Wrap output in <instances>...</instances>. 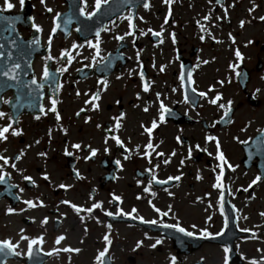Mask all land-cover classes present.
Returning <instances> with one entry per match:
<instances>
[{
    "label": "flooded vegetation",
    "instance_id": "flooded-vegetation-1",
    "mask_svg": "<svg viewBox=\"0 0 264 264\" xmlns=\"http://www.w3.org/2000/svg\"><path fill=\"white\" fill-rule=\"evenodd\" d=\"M10 2L14 8L0 11L29 14L42 31L19 27L28 41L27 58L16 62L15 86H0L5 90L0 111L6 114L0 128L12 123L8 139L0 140V155L9 160L0 161V175L8 173L0 183V241L18 243L21 253L0 255V262L25 264L28 241L20 237L26 235L44 237L42 245L33 246L44 264H97L105 250L104 264H171L173 256L176 264H224L226 255L228 264H264V0H172L170 5L164 0H107L102 5L108 8L90 19L80 9L96 11V0H25L23 7L19 0ZM4 7L0 0V9ZM57 14L60 28L51 36ZM89 42L99 44V55ZM64 51L73 57L70 64ZM45 65L48 81L42 79ZM61 67L67 71L60 72ZM33 79L43 88L32 85ZM97 93L100 99L87 103ZM217 94L222 96L218 103L232 102L227 117L225 109L209 103ZM53 98L60 120L49 110ZM161 102L170 109L163 123ZM153 121L158 127L149 136L145 128ZM14 130L21 135H12ZM208 136L219 140V151ZM149 142L154 150L147 149ZM92 150L96 155L89 159ZM221 151L232 165L224 166L222 176L216 158ZM258 176L261 180L253 184ZM217 177L220 188L215 187ZM28 200L38 206L30 208L24 203ZM63 201L85 209L101 203L102 209L76 213ZM152 205L169 214L161 218ZM133 208L138 217L158 223L117 215ZM109 211L114 215H106ZM165 223H179L196 235L187 237L162 227ZM204 229L212 237L203 238ZM61 235L66 239L57 245ZM157 239L163 243L153 249ZM64 247L81 251H56ZM226 247L231 249L227 254ZM47 253L52 254L44 257Z\"/></svg>",
    "mask_w": 264,
    "mask_h": 264
},
{
    "label": "snow or ice",
    "instance_id": "snow-or-ice-1",
    "mask_svg": "<svg viewBox=\"0 0 264 264\" xmlns=\"http://www.w3.org/2000/svg\"><path fill=\"white\" fill-rule=\"evenodd\" d=\"M19 2H20L21 7H23L24 4H25V0H19ZM41 2L44 3L45 0H41ZM105 2H107V0H96V4H95L96 11L91 12V13H86L84 11V9L81 8L80 9V14L81 15H84L87 18L90 19L92 16H95L96 15V12H98L100 10L102 3H105ZM164 2H165V4H169L170 5L172 3V0H164ZM144 7L147 8V7H149V5L148 4H145ZM12 8H14V5L10 2V0H5V7H4V9H0V10H11ZM252 10L254 11L255 9L253 8ZM47 11L49 13H51V12H53V9L52 8H47ZM169 15H171L170 12H169ZM60 16H61V14H57L54 17V25L55 26L52 29L51 36H54L55 33H56V31L60 28V24H59ZM205 19H210V17H205ZM260 19L262 21H264V17H260ZM70 22L71 21L69 20L68 23H70ZM167 22L168 21L165 20V23H167ZM244 23H245L244 21H241V25H240L241 28H243ZM33 26L36 28V31L37 32H41L42 31V28H40V26L35 25V24ZM77 31H80V29H77ZM129 34H131V33H129ZM99 35H100V33L99 32H96V36L99 37ZM154 35L160 36L161 33L157 32V33H154ZM51 36H50L49 41H48L49 46L52 43ZM172 38H173V41H175L174 34H173V37ZM117 39L123 40L124 37L123 36H119V37H117ZM201 39H203V37H201ZM234 42H235V40L233 38V43ZM33 43L39 44V40H35V41H33ZM89 44H90L91 47H93V48H95L97 50V55H99V44L98 43L92 44L91 42H89ZM73 47L75 48L76 46L74 45ZM62 56H66L68 58L67 62L69 64L72 62L73 57H72V55H71L70 52L64 51L62 53ZM235 56H236L237 60H239L241 62L244 59V57L241 54V52L239 51V49L236 50ZM47 59L51 60L52 57L49 56V57H47ZM205 63H207V62H205ZM235 67H238V65H233V68H235ZM19 68H20V65L17 63L12 68L3 71L2 72V75L5 76V77H8L11 80H16L17 77L15 75V72ZM59 71L60 72H65V71H67V68L61 67L59 69ZM160 71H164V68H161ZM49 75L50 74H49V71H48V67H47V65H45L42 79L44 81H48ZM240 75H241V73L237 72V76H240ZM141 76L143 77V73H141ZM180 79H181V81L184 80L183 74H181ZM220 83L223 84V81H221ZM31 84L32 85H36V87L38 89H42L43 88V84L42 83H37V81L35 79H33L31 81ZM101 84H105L106 85V81H101ZM143 90L145 92L149 91V85L147 84V82L144 84ZM192 91L195 92L196 89L193 88ZM77 95H79V92H77ZM199 95L200 96H206V93L200 92ZM99 99H100V96H99V93H97V94L93 95L91 97V99L89 101H87V103L91 104V103H93V101H98ZM184 99H185V102L188 101L187 89L185 90ZM221 100H222V96L220 94H217L215 96V98H213V99H211L209 101V103L212 104V105H218V107H220L222 109H225L224 116L227 117L228 114L232 111V108H231L232 102L229 101L228 104H227V106H226L224 103H218ZM5 103H9V101H5ZM57 103H58L57 99L53 98L51 100V107H50L49 110L51 112H53V113L56 114V119L57 120H60L61 117H60L59 112L57 111V107H56ZM93 107L96 108V109H98L99 108V104L96 103V104L93 105ZM40 111L41 112H44L45 110L41 107ZM144 111H148V109L145 108ZM169 112H170V109H168L163 104V102H161L160 103V113L161 114L159 116V121L161 123H163L165 121V114L166 113H169ZM77 115H79V113H77ZM5 116H6V114L3 111H0V118H4ZM36 118L39 119L40 117H36ZM217 123H219V121H217ZM120 127H121L120 120L117 119V121H116V128L119 129ZM157 127H158L157 122L156 121H153L151 127H146L145 128V132H147L149 134V136H151L153 130L156 129ZM10 128H12V123H9L8 126H6V127L0 128V140L6 141L8 139L6 133L9 132ZM12 135L19 136V135H21V133L19 131H15L14 130L12 132ZM113 139L116 141V143L118 145H121V146L123 145V142L120 140L119 137H113ZM177 139H179V138H177ZM237 139H239V138H237ZM207 140L208 141H213L214 140L215 143H216V148L219 151V149H220V142H219V140L216 137H214V136H208L207 137ZM240 142L241 143H247V141H240ZM37 143H39V141H37ZM74 147L77 148V149H79L81 147V145L76 144V145H74ZM146 147H147V149L154 150V146H153V144L151 142H149ZM66 154L67 155H72V153H70V152H68ZM146 154L150 155V153H146ZM41 155H46V153H41ZM95 155H96V150H92L91 151V156L89 157V159L91 157H94ZM158 155L163 156L164 154L163 153H158ZM172 155L174 156L175 155V152H173ZM209 155H211V153H209ZM216 158L220 161L219 168L221 170V176H222L223 175L224 166L227 165L229 168H232V165L231 164H228V161L226 160V158L224 156V153L222 151L219 152V155ZM0 161H3L4 164H8L9 163V160L7 158H5L3 155H0ZM164 162L165 163H168L169 161L166 160ZM117 163L119 164V161H117ZM181 163H183V161ZM11 167L15 168L16 165L15 164H12ZM157 167H159V165H157ZM0 168H2V165H0ZM232 170L234 171L235 169L233 168ZM6 175H8V173H4L3 175H0V183H3L4 182ZM77 176L79 177V173H77ZM25 179L26 180H31L32 178L31 177H25ZM44 179L47 180V179H49V177L48 176H45ZM169 179H173V178L170 177ZM174 179L178 181V180L181 179V177L180 176H176V177H174ZM219 180H220V177H217V181L218 182L215 185L216 188H220L221 187V184L219 183ZM260 180H261V177L258 176L256 178V180L253 181L252 183L255 184V183H257ZM156 183H158V184H166V183H168V181H166V180H156ZM60 187L61 188H65L66 186L62 184V185H60ZM145 191H149V189L146 188ZM244 191H248V189H244ZM169 195H171V193H169ZM114 198L116 200H120V197H118V196L117 197H114ZM222 200H223V196H221V201ZM24 203L27 204L30 208H35V207L38 206L36 203H34L31 200L24 201ZM63 203L70 204L69 201H63ZM39 206H43L42 202H41V204ZM70 206L74 209V211L76 213H81V212H85V211L91 213L94 209H102V204L101 203H94L90 208H87V209L82 208V207H79V206H77L75 204H70ZM152 207L154 208V210L157 213L160 214L161 218L162 217H165V216H167L169 214V212H167V211L162 212L159 208H156L155 205H152ZM221 207H223L222 204H221ZM8 211H9V213H11L13 211V209L9 208ZM169 211H171V206H169ZM135 213H137V210L135 208H133L130 213H125V212L121 211V212L117 213V215H120V216H130L132 219H137L138 218V219H140L144 223H149V224H154V225L158 223V221L155 220V219H153V220H144L143 217H138L137 215H135ZM106 215L113 216L114 214H113V212L109 211V212L106 213ZM260 215L264 216V213H260ZM210 219H211V217H209V220ZM245 219H247V217H245ZM47 223H48V219L45 218L42 221V224L46 225ZM107 227L108 228H111L112 225L109 224V225H107ZM162 227L167 228V229H174L176 232L183 233L187 237H194L196 235V233H194L192 231H188L185 228L181 227L179 223H175V224H167V223H165V224L162 225ZM192 227L195 228L196 226L193 225ZM86 231H87V229H86ZM242 231H247V229H242ZM222 234L223 233H218L217 235H222ZM200 235L203 238L212 237V233L208 232L206 229L201 230ZM20 239L21 240L28 241V245H27V256L29 258H31L33 256V246L42 245L44 243V237L43 236H40V237L35 238V239H30L26 235H21ZM65 239H66V237L63 236V235H61V236H59L55 240V243L57 245H59ZM104 240L107 241L109 245L112 243V241L109 239V236L108 235H105L104 236ZM142 243H143L142 241L141 242H138L137 247H140L142 245ZM162 243H163L162 240L157 239L156 242L151 245V247L153 249H155L157 247V245H160ZM18 248H19V244L18 243H13L11 240H3V241H0V255H3L5 257L6 256H9V255H16V256L21 255V253L17 251ZM61 250L64 251V252H76V253H79L81 251V249H79V248L73 249L71 247H64L63 249H56L57 252H59ZM106 251L107 250L101 251L99 253V255L96 258L97 259V264H104V258L106 256ZM230 251H231L230 248H227V247L224 248L225 254L229 253ZM47 254L48 255H51L52 253H47ZM171 264H176V257L175 256L171 257ZM224 264H228V257H227V255L225 256ZM251 264H258V262L255 261V260H253V261H251Z\"/></svg>",
    "mask_w": 264,
    "mask_h": 264
}]
</instances>
